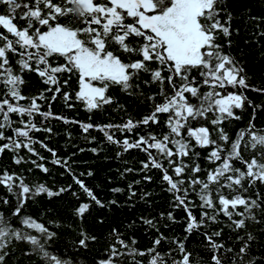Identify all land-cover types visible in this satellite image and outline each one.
Returning <instances> with one entry per match:
<instances>
[{
	"label": "snow or ice",
	"instance_id": "snow-or-ice-1",
	"mask_svg": "<svg viewBox=\"0 0 264 264\" xmlns=\"http://www.w3.org/2000/svg\"><path fill=\"white\" fill-rule=\"evenodd\" d=\"M233 2L0 0V5L6 6L5 10L0 11V141H8L0 144V154L5 150L18 152L24 148L38 155L32 146L37 141L29 133H51L52 129L37 127L31 119L34 114L69 122L64 117L55 116L50 110L42 112L37 100L48 101L51 109L52 101L63 98L68 107H73V101H76L92 112L113 103V97L108 94L113 87L134 95L140 83L155 84L158 93L146 97L152 101V110L141 120L133 121L129 118L122 125L72 122L80 123L85 133L92 128L98 129L104 133L107 141L121 146L123 152L131 149L144 152L146 159L140 161V171L150 168L160 170L167 191L173 194V210L182 209L186 213L187 233H193L208 221L217 224L220 215L227 217L230 228L246 231L247 220L256 221V209L262 213L261 220L256 222H264V196L259 192L256 198L245 195L250 187L264 185V158L258 160L253 156L245 159L243 156L247 146L253 149L259 147L264 152V134L250 131L254 125L249 122V130H242L237 134L238 138L232 140L223 127L225 121L241 118L236 110L252 105L246 91L264 94V86L255 87L240 62L225 51V45L231 47L233 33L239 32L238 28H234ZM29 73H34L46 85L39 95L31 98L21 91L25 84L24 77ZM145 74L150 78L143 79ZM73 77L77 88L70 92L65 89L71 87ZM21 101L28 102L25 104ZM259 107L264 106L254 105L253 112ZM11 114L21 119L13 121ZM162 116L165 119L162 120ZM161 123L168 129L167 132L159 136L147 132L138 135L135 140L127 137L117 140L108 131L116 128L122 132H132L139 126H160ZM13 124L17 126L13 127ZM209 125L215 130L217 139L212 138ZM5 128H11L14 135L6 136ZM246 131L250 138L247 141ZM39 143L47 148L43 142ZM208 146H212V150L205 159L211 162V166L204 178H201L200 173L204 169L195 163L194 158L200 155L195 149ZM152 149H155V154ZM48 151L56 156L52 149ZM91 151L97 153L99 149L92 148ZM184 158L190 163H185ZM23 159L22 156H16L14 162L20 164ZM237 161L241 167L235 166ZM53 163L64 166L72 174L67 160L57 158ZM36 167L48 172L43 164H36ZM125 171L131 172L133 169L127 168ZM87 175L93 173L89 171ZM143 178L147 181L152 179L150 175ZM73 182L99 208L117 204V201L112 200L106 205L83 179L74 174ZM0 186L5 187L9 193L14 188L17 190L15 205H11L8 199L0 202L13 208L12 215L20 225L13 227L12 222L0 213V264H6V257L9 256L6 249L14 241L30 244L31 252H25V255L35 254L44 264H72L70 260H62L48 251V245L56 240L57 233L30 215L25 216L23 212L31 195L46 193L48 197L60 196L69 192L72 185L58 191L44 184L30 186L23 177L4 170L0 172ZM197 188L199 204L189 199L190 192H195ZM112 191L120 192L122 189L115 188ZM129 191L130 197L136 195L131 184ZM71 194L79 199L77 192L72 191ZM149 195L143 193L141 199ZM90 206V203L80 204L77 214L82 216ZM241 206L243 211H236ZM196 207L201 210L199 218L193 214ZM167 219L175 222L172 211L167 213ZM143 222L155 227L151 219H144ZM25 229L35 230L39 235ZM222 231L202 233L212 250L223 248L214 239L220 237ZM163 239L161 234L154 244H161ZM237 239L242 244L238 254L240 264H264V258L243 259L251 243L255 242L252 233L244 237L237 233ZM120 242L125 248L128 247L123 240ZM176 243L183 253L179 264H191L184 243ZM79 244L84 246L85 239H80ZM150 251L155 252V248ZM120 255L113 249L108 259L100 260L98 264H116L113 257ZM213 260L215 264H222L216 255H213ZM150 264H163L159 253L153 255Z\"/></svg>",
	"mask_w": 264,
	"mask_h": 264
},
{
	"label": "trees",
	"instance_id": "trees-1",
	"mask_svg": "<svg viewBox=\"0 0 264 264\" xmlns=\"http://www.w3.org/2000/svg\"><path fill=\"white\" fill-rule=\"evenodd\" d=\"M5 8L6 6L0 5V11ZM233 9L234 28H238L239 32L233 33L231 47L225 45V51L240 62L250 82L259 88L264 86V35H261L264 33V19H262L264 18V0H234ZM142 78L147 80L150 77L145 74ZM24 79L25 84L22 85L21 91L26 97L37 96L46 87L34 73L26 74ZM76 88L75 77H73L71 87L65 90L72 92ZM205 90H207L206 87ZM157 93L158 87L155 84L140 83V87L135 90L134 95L121 91L119 87H113L108 93L113 97V103L92 112L87 111L82 103L76 101H73V107H68L63 98L52 101L51 109H49L48 101L37 100L42 112L50 110L55 116L64 117L69 122L65 123L64 120L52 117L46 119L38 113L34 114L31 118L33 123L39 128H51L52 132L31 131L29 133L33 140L37 141L32 146L38 155H33L24 148L18 152L5 150L0 154V172L7 170L9 173H15L23 177L25 183L30 186L44 184L51 190L58 191L71 184L72 188L60 196L48 197L46 193L31 195V198L27 200L26 208L23 209L24 215H30L37 222L43 223L50 231L57 233L56 240L49 243L48 251L62 260H70L72 264H98V261L108 259L113 249L121 253L119 257H113L116 264H121V262L123 264H150L156 253H159L163 264H179L183 253L177 247V241L184 243L185 249L190 254L191 264H215L213 255L218 256L222 264H240L241 258L238 254L242 244L237 239V233L241 237L246 236L247 233H252L255 236V242L251 243L247 255L243 257L244 261L251 258H264V222H256L261 220L262 216L259 209L255 210L256 221L247 220L246 231L230 228V221L227 217L220 215L217 224L214 225L208 221L206 225L189 234L185 231L186 213L182 209L173 210V194L167 191V184L162 181L160 170L150 168L144 172L140 171V161L146 159L144 152L137 149L123 152L121 146L107 141L104 133L98 129L92 128L85 133L80 123L72 122L122 125L129 118L133 121L141 120L152 110V101L147 100L146 97L154 96ZM245 94L252 105L236 110L237 115L241 118L227 120L223 125L232 140L237 139V134L242 130H249V122L254 125L250 131L264 134V107L256 108L255 113L253 112L254 105L264 106V94L251 90L246 91ZM45 95L50 94L45 93ZM27 102L21 101L25 104ZM11 116L13 121L18 122L21 119L16 114H11ZM161 119L163 120L165 117L162 116ZM16 126L17 124H13V127ZM209 128L212 138L217 139L215 130L211 125ZM108 131L117 140H123L125 137L135 140L138 135L154 132L159 136L167 132L168 129L161 123L160 126H139L132 132H122L116 128L108 129ZM4 132L6 136L14 135L11 128H5ZM245 140H250L247 131ZM7 142V140H3L0 141V144ZM39 142H43L47 148ZM242 146H244V142H242ZM92 148H97L99 151L93 153ZM48 149H52L56 156H53ZM211 150L212 146L195 149L200 154L199 157L194 158L195 163L200 164L204 169L200 173L201 178H204L205 172L210 169L211 162L205 157ZM151 151L155 154V149ZM118 152L121 155L118 156ZM16 156L24 158L20 164L14 162ZM243 156L245 159L256 156L258 160H261L264 158V152L259 147L253 149L247 146ZM40 157L44 159L41 160ZM57 158L68 161L72 174L64 166L53 163ZM32 161L36 163L33 164ZM184 162L190 163L187 158H184ZM36 164H43L48 168V172H43L36 167ZM235 166L241 167L240 162L237 161ZM127 168H131L133 171H125ZM89 171L93 175L88 176L87 172ZM81 173L84 175L81 176ZM73 174L83 179L85 184L106 205L112 200L117 201V204L107 205L103 209L99 208L73 182ZM145 175H150L151 181L144 180ZM134 181H140V183L137 184ZM130 184L132 191L136 192L134 197H130ZM115 188H120L122 191L113 192L112 189ZM72 191L78 193L79 199L71 194ZM198 191L197 188L195 192L189 194V199L196 204L200 203L196 194ZM16 192L15 188L13 192L9 193L5 187L0 186V201L8 199L11 205H15ZM257 192L264 196V185L256 184L254 187H250L245 195L256 198ZM143 193L151 195L141 199ZM82 203H90L91 206L80 216L76 210ZM169 211L173 212L175 222L167 219ZM236 211H243V207H239ZM12 212L13 208L10 205L0 202V213H3L4 217L12 222L13 227L20 226ZM200 212L199 207L193 209V214L197 218H199ZM161 213H164V216H161ZM144 219L153 220L155 227L145 224ZM220 229H223L221 236L214 239L217 244L223 245V248L212 250L202 233L211 234L213 231H220ZM25 231L39 235L35 230L25 229ZM161 234L164 239L161 244L155 245L154 241ZM80 239H85L84 246L79 244ZM121 240L128 245L127 248L121 244ZM31 247L26 242L14 241L6 249L9 252L6 264H44L41 258L35 254L25 255V252H31ZM153 248H155V252L150 251ZM230 249L231 251H229Z\"/></svg>",
	"mask_w": 264,
	"mask_h": 264
}]
</instances>
